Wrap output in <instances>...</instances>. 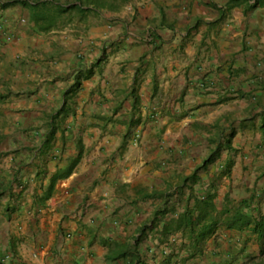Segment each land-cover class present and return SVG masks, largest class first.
Wrapping results in <instances>:
<instances>
[{"label":"crops","instance_id":"1","mask_svg":"<svg viewBox=\"0 0 264 264\" xmlns=\"http://www.w3.org/2000/svg\"><path fill=\"white\" fill-rule=\"evenodd\" d=\"M82 1L0 4V264L259 254L229 225L264 218V0Z\"/></svg>","mask_w":264,"mask_h":264},{"label":"trees","instance_id":"2","mask_svg":"<svg viewBox=\"0 0 264 264\" xmlns=\"http://www.w3.org/2000/svg\"><path fill=\"white\" fill-rule=\"evenodd\" d=\"M13 3L26 4L30 8V21L31 22H44V28H52L57 26V23L62 16L69 10L82 7L84 5L83 1L80 0L79 5H72L70 7L55 4L53 0H0V4L3 6L11 5ZM210 159L209 162H211ZM208 162V163H209ZM213 194L211 191L207 192L206 197L195 203L194 207L187 208L185 213L182 215L180 221L181 224L189 226L192 231L195 225L205 222L203 228L198 235V240H203L210 236L216 228V221L209 218L211 211L216 208L215 204L212 202ZM249 206V203H244ZM199 210L205 212L202 216L196 218L195 212ZM235 222H232L229 226L232 227L236 222L241 223L239 227L242 230L245 226L251 230L252 236H255L256 240L260 243L259 254H253L247 252L245 247H243L239 252L235 253L229 251L227 255L223 256L220 254L221 261L217 264H264V218L250 217L249 215L243 214L238 211L235 216ZM252 224V226H250ZM194 232H192L193 234ZM190 252V257H195L198 253L201 254V250H187Z\"/></svg>","mask_w":264,"mask_h":264},{"label":"built area","instance_id":"3","mask_svg":"<svg viewBox=\"0 0 264 264\" xmlns=\"http://www.w3.org/2000/svg\"><path fill=\"white\" fill-rule=\"evenodd\" d=\"M0 46H1V43H0ZM5 259H6V258H5ZM5 259H4V260H5Z\"/></svg>","mask_w":264,"mask_h":264}]
</instances>
